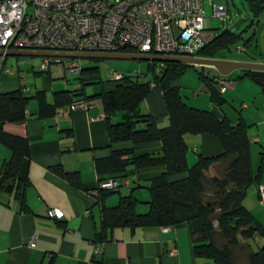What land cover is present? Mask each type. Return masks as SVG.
<instances>
[{"label": "trees", "instance_id": "16d2710c", "mask_svg": "<svg viewBox=\"0 0 264 264\" xmlns=\"http://www.w3.org/2000/svg\"><path fill=\"white\" fill-rule=\"evenodd\" d=\"M245 1L251 13L249 26L256 25L264 13V0ZM240 40L241 35L230 29L222 30L196 55L220 58L222 51L239 44ZM250 40L244 41L243 45L248 46ZM262 40L264 44V36ZM90 60L98 62L103 59ZM157 64L155 61L148 62L151 73L149 80L125 73L118 80L107 79L112 86L109 84L106 89L91 95L85 94L83 89L84 85L101 80L97 64L81 65V71L75 75L77 87L74 90L54 91L51 102L43 91H37L33 96L27 95L21 88L0 92V144L10 151V157L1 162L0 190L14 193L20 209L29 212L26 204L29 182L20 180L18 171L21 161L30 155V144L27 137L6 132L3 128L5 122L22 121L32 99L36 100L38 116L45 118L80 98H100L108 117L123 112L121 122L111 123L107 119L110 142L128 141L139 145L157 141L161 144V150L137 152L134 146L95 158L94 166L99 175L97 183L107 178L121 179L128 175L129 169L160 166L164 170L146 183L134 180L131 192L121 195L114 206H106L103 199L119 188L99 191L101 209L99 225L94 233L95 242L111 239L115 228L170 227L184 223L188 227L196 257L209 259L214 264H233L234 253L238 251L246 255L249 264H264V226L243 203L247 189L252 185L258 189L262 176V164L257 172L252 170L248 125L242 120L234 122L223 113L192 106L185 100L177 81L187 68H195L213 106L219 109L225 104L218 78L206 74L204 66L163 62L162 68L157 71ZM46 71L48 69L41 72ZM242 72L239 78H250L264 94V71ZM154 87L162 94L168 120L166 126H158L153 115L140 112V103ZM198 134L215 137L221 144V152L215 156L196 153V159L189 165L185 136ZM51 170L71 185L81 188L78 172H67L59 165ZM138 185L145 187L149 193L146 201L148 210L144 213L136 210L140 200L133 191ZM250 240L255 242L256 248L251 246ZM92 263L103 264L101 255L93 257Z\"/></svg>", "mask_w": 264, "mask_h": 264}, {"label": "crops", "instance_id": "0c3cea01", "mask_svg": "<svg viewBox=\"0 0 264 264\" xmlns=\"http://www.w3.org/2000/svg\"><path fill=\"white\" fill-rule=\"evenodd\" d=\"M259 26H262L263 39L264 18L262 15L257 22V27ZM251 44L250 42L248 46ZM255 55L257 54L251 56L253 59L240 60L264 63V59H258ZM261 56H264V50ZM7 57L0 58V92L21 88L28 95L27 92L32 89L28 85L24 70L19 69L18 66L16 71L6 68ZM49 69L46 72H41V69L34 72L37 75L46 74L48 81H44L41 89L35 86L34 92L29 96H33L37 91H43L48 101H52V94L48 95L49 85L52 93L60 86L52 88L55 85L52 86ZM238 70L239 73L234 79L235 83L227 81L229 86L234 84L233 89H230L231 92L228 93L229 89L227 90L225 86L222 92L225 98L224 105L228 103L226 97L234 96L239 99L243 112L237 110L236 120L235 114L223 109L224 105L216 109L209 97L206 99V94L203 99H200V95L195 93L194 99L211 105L209 108L204 106L206 108L203 109H210L218 114L223 113L234 122L242 120L248 125L251 161L253 146H255L253 142L263 143L259 164V166L262 164L260 181L262 184L264 183V136L258 138L252 135L250 126L264 121V94L260 86L250 78H239L243 72ZM76 77L74 76V79ZM218 80L226 81L220 78ZM75 83L77 87L78 81L75 80ZM202 84L205 87L204 83ZM80 100L85 101L88 108L63 107L51 117L40 118L36 100L32 99L22 121L5 122L3 125L6 132L27 137L30 144V155L21 161L18 171L19 179L29 182L26 191L29 212L20 209V203L15 199L14 193L0 190V264H93L92 258L99 255L102 257L103 264H214L209 259L199 258L193 254L192 239L184 223L168 226L167 231H164L162 227L115 228L111 233V239L102 243L95 242L94 233L100 221L101 202L99 193L92 192L99 180L94 159L109 156L113 150L134 146L137 152H159L161 144L157 141L139 145H133L128 141L110 142L107 134V119L109 118L111 123L121 122L123 112H116L108 117L100 98L90 100L80 98L77 101ZM251 103L253 106L250 105ZM140 112L153 115L158 126L168 124L161 91L155 87L140 103ZM185 142L196 153L205 156H215L221 152L220 142L209 134L187 135ZM9 157L10 151L0 144V166L1 162ZM191 159L194 160L192 156ZM57 165L67 172H78L81 188H76L53 172L51 168ZM163 170L160 166L140 170L129 169L128 175L119 179L121 183L127 181V185H124L126 189L121 191L119 188L117 192L105 195L104 204L116 205L121 195L125 196L131 192L133 180L146 183L147 180L159 176ZM252 170L256 172L253 164ZM139 185L135 190L143 188ZM252 186L254 189L251 192L258 200L257 187ZM135 190L134 194H136ZM260 204L262 207L256 206L253 198L248 201V204L246 202L245 206L264 226V220L261 218V214H264V202ZM49 208L60 209L63 216L48 217ZM251 244L253 247L254 244ZM172 251L175 253L171 254ZM234 255L233 264H249L245 254L241 255L240 252L235 251Z\"/></svg>", "mask_w": 264, "mask_h": 264}, {"label": "built area", "instance_id": "2783aa9c", "mask_svg": "<svg viewBox=\"0 0 264 264\" xmlns=\"http://www.w3.org/2000/svg\"><path fill=\"white\" fill-rule=\"evenodd\" d=\"M213 13L230 17L223 5H214ZM211 29L203 0H0V50L4 51L43 49L194 57L215 36ZM66 61L42 57L40 69ZM157 63L159 71L163 62ZM66 68L76 75L81 64L78 59H69ZM124 75L109 71L110 79ZM220 91H224L222 81ZM69 108L86 109L88 104L75 101ZM122 184L127 185V181L107 178L99 181L92 192L116 190ZM257 191L258 201L263 203L264 184ZM47 216L61 218L63 213L49 208ZM162 229L167 231L168 226Z\"/></svg>", "mask_w": 264, "mask_h": 264}, {"label": "rangeland", "instance_id": "374dc122", "mask_svg": "<svg viewBox=\"0 0 264 264\" xmlns=\"http://www.w3.org/2000/svg\"><path fill=\"white\" fill-rule=\"evenodd\" d=\"M214 5H223L227 7V14H230V17H227L226 15H217L215 16L213 13V7ZM203 8L204 13L206 17L210 18V24H211V30L216 34L222 30L230 29L231 31L241 35V40L239 41V44L230 46L229 50L222 51L219 56L221 59H229V60H240V59H253L254 54L256 53L255 57L258 59H264V56H261L264 50V45L262 42V35L261 34V27H257L256 25L249 26L250 24V17L251 13L248 9L247 3L245 0H203ZM262 18H264V13L262 14ZM253 33V35H252ZM252 37V38H251ZM251 39V45L250 46H244L243 42L247 39ZM262 52V53H261ZM2 57V56H1ZM0 57V58H1ZM68 60L66 62H52L50 64V77L52 78L51 83L52 86L55 85L57 88L56 90L61 89H75L76 83L74 79V74L70 73L66 66L68 65ZM79 63L83 66H90V65H98L99 71L101 75V80H95L91 83H88L84 85V93L87 95L90 94H96L98 92H101L103 89H106L109 84H111L107 79L109 78V71L111 72H119V73H127L132 74L135 77L139 76V79H151V73L148 71V62L147 61H140V60H129V59H103L100 61H92L90 59H78ZM41 58L40 57H25V56H8L7 60L5 62V67L8 69L17 70V66L19 69L24 70V73L26 74V77L28 78V85H30L31 91L27 92L28 95H31L34 92V87L41 89L43 88L44 81H48V78L46 77V74L43 75H37L34 72H38L40 70ZM243 61V60H242ZM157 67V66H156ZM204 72L210 76H216L220 78L221 80H226V77L220 75L216 69L211 68L209 66H204ZM239 73L238 69L233 70L230 72V76H228V80L223 81L222 84L225 86L228 90V93L231 92L230 89L232 88L231 84L229 86L228 82L235 83L236 75ZM142 75H146L143 76ZM62 76V77H61ZM230 77V78H229ZM66 78V79H65ZM145 78V79H144ZM46 79V80H45ZM67 81V82H66ZM228 81V82H227ZM50 84V83H49ZM59 84V85H58ZM177 84L181 88V92L185 97V100L194 106H198L201 108H209L211 105L207 104V102L203 103L201 101H195V93L200 95V99H203L206 94V99H208L209 94L206 90V88L203 86L202 82L199 80L197 71L195 68H187V70L183 73V76L179 78L177 81ZM48 95L51 96L52 89H48ZM52 98V97H51ZM228 100V103L224 105V110H227L229 112H232L235 114V120L237 119L238 112L237 110L243 112V109H241L240 101L237 97L230 96L226 97ZM253 106V104H250ZM206 106V107H204ZM216 109H218L216 107ZM252 129V135L257 136L260 138V136H264V121L262 123H253L252 126H250ZM262 144L263 143H254L253 142V169L257 172L258 166L260 164V151L262 150ZM187 151V160L188 164L191 165L194 160L196 159V151H194L191 146L188 147ZM191 156L194 160L191 159ZM222 169V168H221ZM264 184V183H262ZM132 185V184H131ZM126 189L124 185L120 186V190ZM254 186H251L248 190V194L246 195L243 203H245L249 200H253L256 206L262 207V205L258 202V200L255 197V194L251 191H253ZM128 190V189H127ZM136 196L139 198L140 203L137 205V212L142 213L146 212L148 210V204L146 201L149 198L148 190L143 187L135 190ZM252 193V194H251ZM252 206V205H251ZM256 213V211H253ZM254 214V213H253ZM258 214V213H256ZM260 216V215H259ZM261 218L264 220V214H261ZM251 243H253V248H256L255 242L253 240H250Z\"/></svg>", "mask_w": 264, "mask_h": 264}, {"label": "water", "instance_id": "95a60500", "mask_svg": "<svg viewBox=\"0 0 264 264\" xmlns=\"http://www.w3.org/2000/svg\"><path fill=\"white\" fill-rule=\"evenodd\" d=\"M0 56L26 57H61L65 59H129L147 62H176L186 65L209 66L223 76L235 69L264 71V63L253 61L229 60L209 57H186L169 55H146L137 53H97V52H63L43 49H8L0 50ZM134 182V180H133Z\"/></svg>", "mask_w": 264, "mask_h": 264}]
</instances>
